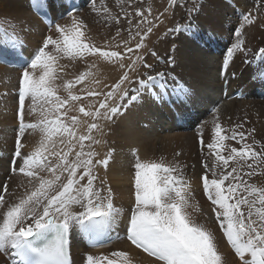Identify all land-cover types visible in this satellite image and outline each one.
I'll list each match as a JSON object with an SVG mask.
<instances>
[{
	"label": "snow or ice",
	"instance_id": "obj_1",
	"mask_svg": "<svg viewBox=\"0 0 264 264\" xmlns=\"http://www.w3.org/2000/svg\"><path fill=\"white\" fill-rule=\"evenodd\" d=\"M115 2L121 5L123 17L114 15L104 0H100L99 7L96 0H90L92 11L102 14L106 21L119 25L121 19L126 20L127 26L116 31V36L127 32L116 45L117 50L97 46L86 34L83 21L69 12L71 23L50 24L48 30L53 34L43 37L31 58H24L16 28L0 20V59L17 55L22 68L17 84L18 127L13 129L12 172L28 177L32 185L20 195L10 193L7 183L0 186V253L10 264H73L74 233L93 247L103 243L102 238L110 239L122 218V209L115 205L112 188L98 172L108 168L115 151L109 149L101 156L94 148L103 143L101 122L115 123L130 106L144 99L164 102L174 97L172 102L177 106L192 99L191 87L171 71L161 70V66H173L174 58L162 59L145 43L159 17L150 18L151 9L142 6L132 13L125 11V2L131 5L133 0ZM42 5L43 0H34L38 11ZM177 8L184 10L183 22L170 31L197 39L200 0H169V7L159 16ZM262 10L264 0H256V11ZM241 19L243 23L234 30L235 41L227 49L225 70L236 53L248 51L243 30L256 17L249 11ZM145 52L155 59V65ZM88 57L127 70L111 85L103 84L101 88V81L92 72L96 65L89 63ZM253 59L264 64V47ZM62 60L69 63L62 64ZM75 62L86 64V70L66 78L67 69ZM130 73H136L135 81ZM258 78L264 82V68ZM133 83L134 88L128 87ZM77 86H82L78 92L74 91ZM61 90L66 95H60ZM85 99L93 102L86 107ZM26 101L31 113H39L35 122L25 121ZM73 111L80 115H69ZM212 125L209 143L205 144L202 129L198 133L200 180L211 216L239 264H264V186L250 183L253 176L264 174V141L256 139V129L246 130L243 123L227 130L218 120ZM28 130L39 131L41 139L33 151L22 152L21 139ZM132 154L134 203L126 218L123 239L154 257L158 264H222L216 235L207 225L209 214L194 199L185 172L187 164L163 156L141 159L136 150ZM180 155L176 153V157ZM197 215L204 222H199ZM116 239L122 237L117 234ZM85 264H134V259L128 251L116 250L100 256L88 254Z\"/></svg>",
	"mask_w": 264,
	"mask_h": 264
},
{
	"label": "bare ground",
	"instance_id": "obj_2",
	"mask_svg": "<svg viewBox=\"0 0 264 264\" xmlns=\"http://www.w3.org/2000/svg\"><path fill=\"white\" fill-rule=\"evenodd\" d=\"M68 1L43 0L42 7L49 8L54 13L52 25L55 23H71V16L68 15ZM77 1L82 4V7L74 16L83 21L86 34L103 50H117L116 45L127 36V32L122 31L120 36H116V31L117 28L122 29L127 26L126 20L121 19L119 25L114 21H107L108 31L104 32L105 34L100 33L98 30L90 28L99 15L92 11L90 0ZM105 1L114 15L123 17L121 5L117 4L115 0ZM153 2L155 9V5H158L159 1L153 0ZM163 2L165 8H168L169 0ZM33 3L34 0H15V7L13 13H11V23L0 15L2 21H6L7 25L16 28V33L19 34L18 38L23 42V51L27 53L22 54L27 58L32 57L34 52L31 49L36 50L44 36L53 34L49 33L48 26L35 14L36 8ZM163 4L156 13L152 14L151 12L152 18L159 17V19L154 21L157 27L147 37L145 43L149 49L157 52L162 59L166 57L174 58L175 64L173 66L167 69L161 66V70L171 71L173 76L180 78L191 87L193 91L192 99L183 106H177L176 103H173L174 97L171 99L170 104L166 101L144 99L142 102L130 106L123 115L116 119L115 123L110 121L101 122L104 129L103 143L94 145V148L101 156L109 149L115 151L112 153L108 168L98 169V172L112 188L114 203L122 209V218L114 227L111 238L105 239L106 243L110 242L105 246L95 249L90 248L89 242L85 238L74 233L71 242L73 264H85L86 255L88 254L100 256L116 250L128 251L134 259V264H158L154 257L144 253L141 249H137L122 237L123 235L126 236V218L134 203L133 150L138 151L141 159H156L163 156L169 161L179 159L187 164L188 167L185 172L191 181L194 199L198 202L200 208L209 214L207 225L216 234L218 225L211 216L210 204L204 198L200 180L202 154L198 133L201 129L203 130V139L207 144L211 141L213 120H218L226 130L239 122L244 124L246 130L256 129L254 134L256 139L264 141V99L261 100L257 97V93L264 90V82H261L258 78L259 71L264 68V64L253 59V55L258 49L264 47V10L256 11V0H200L201 11L199 19L196 20V24L199 26L198 38L193 40L187 38L186 34L170 31L177 24L183 22L184 10L180 8L169 9L164 16H159L165 9L162 6ZM143 5L144 3L139 0H133L131 5L125 2L123 7L125 11L132 13L135 7ZM249 11L253 12L256 19L252 25H245L243 30L245 48L248 51L236 53L225 70L223 66L227 58V49L235 41L234 30L239 27L240 23H243L241 15ZM86 12L90 13H88L87 18H83V14ZM60 15H63L62 19L65 20L59 19ZM21 28H23V31H21ZM9 30L11 33V28ZM98 36L100 38H97ZM145 56L149 62L155 65L156 61L153 57L148 55L147 52H145ZM8 57L12 60L19 59L17 55L12 58L8 55ZM87 59L89 63L96 65L92 72L101 81V88L103 84L111 85L123 71L127 70L120 69L118 65L100 58L88 57ZM1 60L0 186L7 183L10 193L15 191L17 195H20L25 189L32 187L29 184L28 177L9 173L14 151L15 133L13 129L18 127L16 117L18 96L15 91H18V75L21 71L18 69L22 68H10L3 64ZM247 60L250 61L248 65ZM61 63L67 64L69 62L62 60ZM86 68V64L75 62L67 69L69 75L66 78H72L79 72L85 71ZM233 73L237 74L236 79L232 78ZM130 75L134 81L137 79L136 73H130ZM228 79L230 80L229 95L223 91V83ZM135 86V83H133L128 87L134 88ZM80 87L82 86H77L74 91L78 92ZM238 89L244 90L246 96L243 99L230 98L231 94H234ZM60 95L66 94L61 90ZM92 102L91 99L83 101L86 107ZM73 114L80 115L76 111L69 113V115ZM38 117L39 113L30 112L26 101L25 121L35 122ZM81 118L84 119L82 116ZM80 130L83 132L84 128L82 127ZM94 135L100 138L98 134L94 133ZM40 139L39 131L28 130L25 137L21 139L22 152L33 151L38 146ZM234 146L238 145L234 144ZM206 151L205 149V153ZM176 153H181V155L176 157ZM256 181H258L257 186H263L264 174H258L250 179V183ZM195 218L199 222H204L199 215ZM117 234L122 239H116ZM226 246L229 245L221 243L220 248L223 258L228 260L231 259V252L228 249L229 247ZM2 263L3 257L0 255V264Z\"/></svg>",
	"mask_w": 264,
	"mask_h": 264
},
{
	"label": "rangeland",
	"instance_id": "obj_3",
	"mask_svg": "<svg viewBox=\"0 0 264 264\" xmlns=\"http://www.w3.org/2000/svg\"><path fill=\"white\" fill-rule=\"evenodd\" d=\"M140 2H142V3H144V5L142 6L145 10H147V9H151V12H152V14L153 13H156V11H158V9H159V7L161 6V4H163L164 2V0H158L159 1V4L158 5H155V9H154V2H153V0H139ZM96 3H97V6L99 7V5H100V0H96ZM104 3L106 4V1L104 0ZM15 5V0H0V15H2L9 23H11L12 21H11V16H12V14L11 13H13V10H14V6ZM152 6V7H151ZM163 6V8H165L166 6L163 4L162 5ZM157 9V10H156ZM10 13V14H9ZM88 13H90V12H86V13H84L83 14V18H87V16H88ZM7 14V15H6ZM5 15V16H4ZM7 16V17H6ZM63 16V15H62ZM62 16L60 15L59 17V19H61L62 21L63 20H65V19H62ZM150 18H152V16L150 17ZM1 20V19H0ZM60 21V20H59ZM67 21V20H66ZM70 21V20H69ZM90 28H93L94 30L96 29V30H98L100 33H103V34H105L107 31H108V28H109V26H108V24H107V21L105 20V18H104V16L102 15V14H99L98 16H97V19L95 20V22L94 23H92L91 24V26H90ZM101 29V30H100ZM48 30V29H47ZM9 32H10V30H9ZM105 32V33H104ZM11 34V33H10ZM97 38H100V36H98ZM40 45H41V43H40ZM39 45V46H40ZM33 52H35V50H33V49H31ZM23 53L24 54H27L25 51H23ZM11 58L12 57H14L15 55L14 54H10L9 55ZM18 70H21L22 71V69H18ZM21 71H19V75H18V77H20V74H21ZM15 93L17 94V90L15 91ZM17 122H18V120H17ZM18 124V123H17ZM200 148V147H199ZM18 162H19V160H18ZM18 162H17V164H18ZM11 169L9 170V173H11V174H13V172H12V167H13V165H12V161H11ZM17 175H22V174H19V173H16ZM15 174V175H16ZM14 175V174H13ZM259 180V179H258ZM257 182L258 181H256L255 182V184L257 185ZM260 186V185H259ZM264 186V185H263ZM29 189H31V188H29ZM9 190V189H8ZM205 196V195H204ZM205 199H206V196L204 197ZM206 202L207 203H209L210 204V202H208L207 201V199H206ZM216 240H217V245H218V250H219V252L221 253V243H224V245H229L228 243H227V241H226V239L224 238V236H223V233L219 230V227H218V230H217V232H216ZM222 235V236H221ZM122 237H125V235H123ZM223 237V238H222ZM219 239H220V242H219ZM224 239V240H223ZM127 240V239H126ZM219 242V243H218ZM226 242V243H225ZM228 249H229V251L231 252V259H224L223 258V255H222V264H239V258L236 256V254H235V252H234V250L231 248V246L229 245V246H226ZM0 255L3 257V263L2 264H10V261L8 260V258L3 254V253H0ZM233 257V258H232ZM224 261H225V263H224ZM233 262V263H232Z\"/></svg>",
	"mask_w": 264,
	"mask_h": 264
}]
</instances>
